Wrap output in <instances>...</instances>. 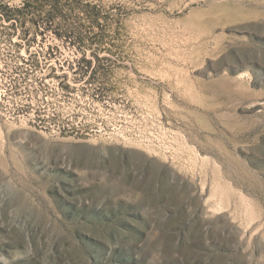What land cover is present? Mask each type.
Returning a JSON list of instances; mask_svg holds the SVG:
<instances>
[{
    "label": "rangeland",
    "instance_id": "obj_1",
    "mask_svg": "<svg viewBox=\"0 0 264 264\" xmlns=\"http://www.w3.org/2000/svg\"><path fill=\"white\" fill-rule=\"evenodd\" d=\"M0 264H264V0H0Z\"/></svg>",
    "mask_w": 264,
    "mask_h": 264
}]
</instances>
